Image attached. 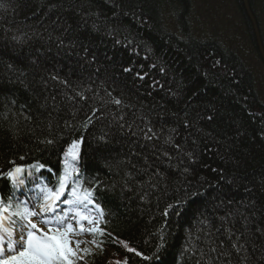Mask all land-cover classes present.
<instances>
[{
	"label": "trees",
	"instance_id": "1",
	"mask_svg": "<svg viewBox=\"0 0 264 264\" xmlns=\"http://www.w3.org/2000/svg\"><path fill=\"white\" fill-rule=\"evenodd\" d=\"M262 63L242 0H0V171L82 139L107 232L149 257L108 242L86 264H264Z\"/></svg>",
	"mask_w": 264,
	"mask_h": 264
},
{
	"label": "snow or ice",
	"instance_id": "2",
	"mask_svg": "<svg viewBox=\"0 0 264 264\" xmlns=\"http://www.w3.org/2000/svg\"><path fill=\"white\" fill-rule=\"evenodd\" d=\"M91 119L89 117L85 127ZM82 142V139H72L65 147L57 182L49 186L41 181L35 189L29 190L34 195L25 199H18L14 194L29 182L24 179L25 174L31 177L33 170L39 172L46 165L39 162L24 165L13 161L7 171H0V177L6 178L13 189V195L7 201L0 196V264H86V258L93 255L88 244L103 251V245L108 242L149 259L107 232L105 213L96 202L95 187L85 186L81 180L78 164ZM48 171L52 170L49 168ZM89 236L92 237L90 241L79 238ZM162 246L161 243L158 248ZM114 264H127V260Z\"/></svg>",
	"mask_w": 264,
	"mask_h": 264
},
{
	"label": "rangeland",
	"instance_id": "3",
	"mask_svg": "<svg viewBox=\"0 0 264 264\" xmlns=\"http://www.w3.org/2000/svg\"><path fill=\"white\" fill-rule=\"evenodd\" d=\"M221 3V2H220ZM224 6L226 7L227 5L224 4ZM215 6L214 5H211V6H208L206 11L207 12H212V11H215L214 10ZM205 8H203L204 10ZM212 13H215L219 16V18L222 17V19H226L227 17H229L230 21H231V26H232V29L233 30H230V31H234V29L237 28V26H239V18L238 16L235 14V12H220V11H217V12H212ZM229 15V16H228ZM248 17V16H247ZM254 17V16H253ZM249 18V17H248ZM250 20V19H249ZM251 22V21H250ZM169 26H172V22H169L168 23ZM257 25V24H256ZM194 26V24H193ZM202 26V21L200 23L197 24V27H201ZM195 27V26H194ZM171 31V30H170ZM235 33V36L231 37V44H230V49L234 48V50L243 55V58L246 60V65L248 66V68H250L252 71L255 70V67L261 72L262 69H259L261 66L256 62V59L254 58V55L250 49V46L248 45V43L245 41L244 37L240 36L239 34L237 35L236 32L234 31ZM259 33V32H258ZM260 36V35H259ZM11 53V52H10ZM26 54V53H25ZM248 54V58H249V62L248 60L245 58L246 55ZM42 58H45V57H42ZM60 58V57H58ZM61 60V59H60ZM65 63V65H67L68 67L69 66H72L73 63L70 64V62H68L67 60H61ZM264 65V63H262ZM258 71V72H259ZM259 74V73H258ZM262 74V73H260ZM261 76V75H259ZM260 79V80H259ZM258 80H257V86L260 88L259 91H257L258 93L260 92L261 96L264 98V79L262 77H260ZM228 190L225 188V192H223V195H225L226 197H228V199L230 197H235L236 194H232L231 192L228 193L227 192ZM217 199V198H216ZM214 199V197L212 199H210V201L207 199L204 201H201L199 203H193L191 204L190 207L192 208H196V209H199V208H206L207 210H211L213 211L214 208H216L218 206V204H214V201L216 200ZM187 208V206H186ZM218 208V207H217ZM203 210L204 212H206L207 210ZM80 239H84V240H88L90 241V238L89 237H82ZM88 246H90V243L88 244ZM81 247H84V245H81ZM124 250V248H123ZM122 250V251H123ZM125 251V250H124Z\"/></svg>",
	"mask_w": 264,
	"mask_h": 264
},
{
	"label": "water",
	"instance_id": "4",
	"mask_svg": "<svg viewBox=\"0 0 264 264\" xmlns=\"http://www.w3.org/2000/svg\"><path fill=\"white\" fill-rule=\"evenodd\" d=\"M242 4H243V8H244L247 16L249 17V19L251 21V24L253 26V30H254V35H255V40H256L257 47H258V51H259L261 60L264 63V50H263V47H262V44H261V39H260V36H259V33H258V28H257V25H256V21H255L253 15H252L251 10H250V6H249V3H248V0H242ZM20 163H23V162L20 161Z\"/></svg>",
	"mask_w": 264,
	"mask_h": 264
}]
</instances>
